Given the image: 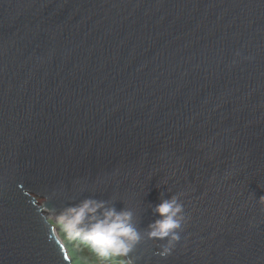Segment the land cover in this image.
Returning <instances> with one entry per match:
<instances>
[{"label":"water","instance_id":"1","mask_svg":"<svg viewBox=\"0 0 264 264\" xmlns=\"http://www.w3.org/2000/svg\"><path fill=\"white\" fill-rule=\"evenodd\" d=\"M174 195L135 264H264V0H0V264H73L48 215L85 199L146 236Z\"/></svg>","mask_w":264,"mask_h":264},{"label":"clouds","instance_id":"2","mask_svg":"<svg viewBox=\"0 0 264 264\" xmlns=\"http://www.w3.org/2000/svg\"><path fill=\"white\" fill-rule=\"evenodd\" d=\"M155 212L160 218L149 225L146 236L134 224L132 211H117L103 200L85 199L54 215L55 223L68 240L87 245L101 261L135 264L129 254L145 238L166 241L161 245L159 255L171 254L188 219L178 195L162 200L156 205Z\"/></svg>","mask_w":264,"mask_h":264},{"label":"trees","instance_id":"3","mask_svg":"<svg viewBox=\"0 0 264 264\" xmlns=\"http://www.w3.org/2000/svg\"><path fill=\"white\" fill-rule=\"evenodd\" d=\"M58 235L65 245L73 264H109V262L101 261L100 258L82 242L68 240L63 233H59Z\"/></svg>","mask_w":264,"mask_h":264},{"label":"rangeland","instance_id":"4","mask_svg":"<svg viewBox=\"0 0 264 264\" xmlns=\"http://www.w3.org/2000/svg\"><path fill=\"white\" fill-rule=\"evenodd\" d=\"M42 200L41 199H38V202H41ZM48 218H49V220L51 221V222H53V224L55 225V227L57 228V231H58V234L60 233H62L61 231H60V229H59V227H57V224L55 223V215L54 214H49L48 215ZM77 264V263H76Z\"/></svg>","mask_w":264,"mask_h":264}]
</instances>
